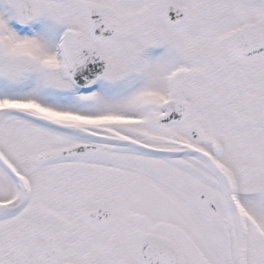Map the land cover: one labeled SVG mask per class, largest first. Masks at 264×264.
<instances>
[{
	"label": "snow or ice",
	"instance_id": "obj_1",
	"mask_svg": "<svg viewBox=\"0 0 264 264\" xmlns=\"http://www.w3.org/2000/svg\"><path fill=\"white\" fill-rule=\"evenodd\" d=\"M0 264H264V0H0Z\"/></svg>",
	"mask_w": 264,
	"mask_h": 264
}]
</instances>
